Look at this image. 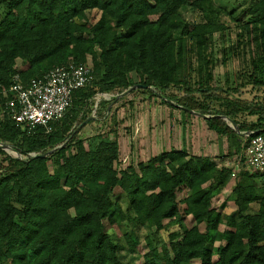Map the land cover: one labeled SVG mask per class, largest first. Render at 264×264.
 <instances>
[{"label":"trees","instance_id":"trees-1","mask_svg":"<svg viewBox=\"0 0 264 264\" xmlns=\"http://www.w3.org/2000/svg\"><path fill=\"white\" fill-rule=\"evenodd\" d=\"M209 1L0 0V142L13 152L0 149V264H134L124 261L125 248L108 226L129 214L151 230L176 228L168 231L161 252L148 239V252L139 264H264V193L254 181L264 172H239L231 195L236 219L212 205L216 191L233 174L230 168L182 151L151 158L138 173L126 171L117 167L115 139L87 149L75 133L86 118L81 112L96 95L140 84L135 89L187 113L197 112L238 154L247 139L264 134V99L229 100L225 110H212L191 97L192 92L212 90L213 61L203 64L200 58H205L212 33L224 27L211 20L191 26L180 9L201 8V2ZM247 14L253 49L246 76L264 89V0H249ZM194 53L196 66L189 60ZM88 59L92 81L73 92L71 109L50 131L39 126L28 134L11 118L3 90L14 76L27 85L55 67ZM172 86L186 92L177 104L167 93ZM239 112L256 120L238 121ZM181 187L186 192L180 200ZM117 188L126 195L124 210L114 196ZM251 203L257 206L254 212L249 211ZM186 216L193 218L190 227L183 222ZM125 240L128 251L138 245L130 230ZM215 241L219 244L213 245Z\"/></svg>","mask_w":264,"mask_h":264},{"label":"rangeland","instance_id":"rangeland-1","mask_svg":"<svg viewBox=\"0 0 264 264\" xmlns=\"http://www.w3.org/2000/svg\"><path fill=\"white\" fill-rule=\"evenodd\" d=\"M248 9L249 0H210L201 2V8L186 5L180 9L182 19L191 26L211 20L216 22V25L220 23L224 27L223 30L212 33L211 40L203 50L205 58H200L203 64L207 59L213 61L209 68L213 77L209 83L212 90L191 93L194 100L208 105L209 109L225 110L224 104L229 100L233 103L239 99L247 102H262L264 99V89L253 85L246 76V69L251 59L250 49H253L248 44L250 38L246 33ZM89 16L91 21H95L98 17L94 11L90 12ZM187 55L190 56V52ZM191 55L189 60L195 66L198 65L196 53ZM17 64L19 68H22L21 60H18ZM87 64L91 65L89 59ZM131 76L135 82L138 81L135 73ZM167 93L176 104L186 95L182 87L175 86L169 88ZM213 96H219L221 99L218 101ZM81 114L82 117H86L85 119L90 117V120L83 127L75 130L77 137L83 140L87 149L97 147L102 140L115 139L119 144L120 156L117 162L119 169L126 171L132 169L138 173L140 165L151 158L163 153L182 151L190 156L209 157L217 166L230 168L233 174L227 177L221 189L216 191L212 205L219 212L233 215L237 219L238 210L231 200V195L239 181V172H248V170L239 165L240 154L234 152L235 147L229 144L226 137H219L210 130L197 112L187 113L184 108L169 106L159 98L132 88L129 91L116 89L110 94L96 95ZM236 118L238 121L247 123L256 120V117L246 112H239ZM74 127H76L75 124L70 128ZM242 137H244L243 134ZM0 149L7 154H13L11 150L3 146H0ZM3 157L4 155L0 154V162ZM254 181L256 186H262L259 193H264V176L261 180ZM185 192V189L181 187L177 191L178 199H183ZM114 196L123 210L128 207L126 195L122 190L115 189ZM222 203L225 206L220 208ZM256 207L251 203L249 211L254 212ZM129 216L124 220H114L108 225L109 231L125 248L121 251L124 261L139 264L143 255L148 252V239L161 252L166 244L168 231H174L176 228L173 225L166 231L151 230L147 226L137 225ZM183 222L185 226L190 227L193 224V218L186 216ZM199 228L204 231V224H200ZM224 228L225 222L220 224V229ZM129 230L138 239V245L131 251L127 250L128 244L125 240V234ZM215 244L219 242L215 241L213 245Z\"/></svg>","mask_w":264,"mask_h":264},{"label":"built area","instance_id":"built-area-1","mask_svg":"<svg viewBox=\"0 0 264 264\" xmlns=\"http://www.w3.org/2000/svg\"><path fill=\"white\" fill-rule=\"evenodd\" d=\"M92 79L87 63L55 67L27 85L16 75L10 87L3 90L6 110L28 134L39 126L50 131L51 124L64 118L71 109L73 92ZM238 163L250 173L264 172V134L246 140Z\"/></svg>","mask_w":264,"mask_h":264},{"label":"water","instance_id":"water-1","mask_svg":"<svg viewBox=\"0 0 264 264\" xmlns=\"http://www.w3.org/2000/svg\"><path fill=\"white\" fill-rule=\"evenodd\" d=\"M136 87H142V85L138 84V85H136ZM136 87H132V88L134 89V88H136ZM132 88L127 89V91L131 90ZM125 92H126V91H125ZM89 120H90V117L87 118V119H85V120L79 125L78 128L83 127V126H84ZM78 128H77V129H78ZM0 146H3V147L6 148V144H3V143H1V142H0ZM47 154H48V153H44V154H36L34 157H35V158H37V157H45V156H47Z\"/></svg>","mask_w":264,"mask_h":264},{"label":"crops","instance_id":"crops-1","mask_svg":"<svg viewBox=\"0 0 264 264\" xmlns=\"http://www.w3.org/2000/svg\"><path fill=\"white\" fill-rule=\"evenodd\" d=\"M24 66V64H22V66L21 67H23Z\"/></svg>","mask_w":264,"mask_h":264}]
</instances>
